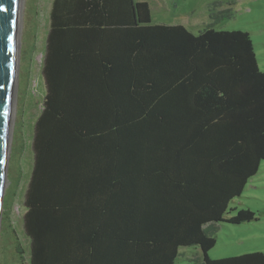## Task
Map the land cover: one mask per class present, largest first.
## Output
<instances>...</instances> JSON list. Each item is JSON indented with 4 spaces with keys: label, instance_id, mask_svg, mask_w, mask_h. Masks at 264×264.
<instances>
[{
    "label": "trees",
    "instance_id": "trees-1",
    "mask_svg": "<svg viewBox=\"0 0 264 264\" xmlns=\"http://www.w3.org/2000/svg\"><path fill=\"white\" fill-rule=\"evenodd\" d=\"M155 23L135 0H53L24 227L30 264H264L211 259L264 161V71L251 35ZM194 29V27H192ZM18 253L24 259V250Z\"/></svg>",
    "mask_w": 264,
    "mask_h": 264
},
{
    "label": "rangeland",
    "instance_id": "rangeland-1",
    "mask_svg": "<svg viewBox=\"0 0 264 264\" xmlns=\"http://www.w3.org/2000/svg\"><path fill=\"white\" fill-rule=\"evenodd\" d=\"M136 1L149 4L155 23L183 25L196 34L198 28L211 22L212 5L222 1L219 10H230L231 16L216 29L248 32L255 45L259 67L264 71V0ZM52 2L16 0L15 44L17 39L18 42L17 47L14 44V53L18 65L9 107V112H14L10 117L13 118L10 152L0 195V264H30L31 259V241L24 227L25 198L34 164L35 124L43 111L46 95L43 66ZM241 209H251L258 220L240 226L222 224L217 245L208 254L211 259L264 252V161L244 194L231 203L226 217L235 216ZM19 246L25 253L23 260L18 253ZM198 260H203L200 247L180 249L178 264H195Z\"/></svg>",
    "mask_w": 264,
    "mask_h": 264
},
{
    "label": "water",
    "instance_id": "water-1",
    "mask_svg": "<svg viewBox=\"0 0 264 264\" xmlns=\"http://www.w3.org/2000/svg\"><path fill=\"white\" fill-rule=\"evenodd\" d=\"M16 0H0V195L5 159L6 131L13 84V44ZM1 205V198H0Z\"/></svg>",
    "mask_w": 264,
    "mask_h": 264
},
{
    "label": "bare ground",
    "instance_id": "bare-ground-1",
    "mask_svg": "<svg viewBox=\"0 0 264 264\" xmlns=\"http://www.w3.org/2000/svg\"><path fill=\"white\" fill-rule=\"evenodd\" d=\"M19 0H17L18 2ZM18 20V19H17ZM16 22V21H15ZM17 25H15V28H16ZM17 33V32H16ZM19 35V31L17 33ZM15 35H14V44H15ZM18 40V39H17ZM16 40V44H17V41ZM13 44V63H12V66H13V71H12V76H13V80H14V84H15V78H16V75H17V65H18V62L16 61V58H15V53H14V45ZM17 47V45H16ZM17 62V63H16ZM13 111H10L9 112V117H8V126H7V133H6V142H5V159H4V169H3V174H2V181L4 182L5 181V177H6V168H7V162H8V157H9V152H10V144H9V136L11 134V129H12V121H13V118L11 119L10 117L12 116L13 117ZM4 183L2 184V187H3Z\"/></svg>",
    "mask_w": 264,
    "mask_h": 264
},
{
    "label": "crops",
    "instance_id": "crops-1",
    "mask_svg": "<svg viewBox=\"0 0 264 264\" xmlns=\"http://www.w3.org/2000/svg\"><path fill=\"white\" fill-rule=\"evenodd\" d=\"M135 2H142V1H136V0H135ZM52 3H53V2H52ZM150 9H151V8H150ZM151 12H152V11H151ZM152 15H153V12H152ZM153 21H154V18H153Z\"/></svg>",
    "mask_w": 264,
    "mask_h": 264
}]
</instances>
